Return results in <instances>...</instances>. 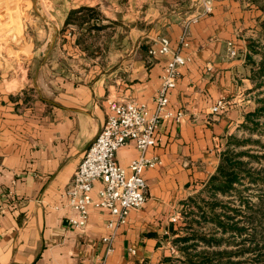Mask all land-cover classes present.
Instances as JSON below:
<instances>
[{"label": "crops", "instance_id": "obj_1", "mask_svg": "<svg viewBox=\"0 0 264 264\" xmlns=\"http://www.w3.org/2000/svg\"><path fill=\"white\" fill-rule=\"evenodd\" d=\"M197 1L145 0L135 5L132 17L103 15L109 24H135L122 49L113 48L114 34L109 43L98 42L99 50L107 48L97 53L106 56L110 79L102 74L73 77L63 67L48 79H37L42 70H51L35 65L33 43L31 51L21 52V60L0 51V264H187L185 244L177 239L192 231L186 227L188 214L196 212L190 200L205 197L203 189L229 137L237 135L246 113L263 96L257 93L248 58L262 59L250 49L253 41L257 49L264 43V9L256 2L214 0L213 11L190 24L189 46L182 47L189 60L180 68L169 103L184 115L159 125L158 142L147 155L158 156L162 164L145 170L148 200L132 208L127 223L117 229L112 253L106 256L102 243L110 211L92 208L86 227L74 228L63 194L103 126L110 100L135 99L155 109L168 57L152 56L149 49L160 36L180 47L186 20L201 5ZM80 6L100 12L104 7L99 2ZM135 8L130 4L126 11ZM26 41L29 49V37ZM230 43L236 55L230 54ZM48 54L42 50L37 56L45 62ZM21 62L25 73L21 70L20 78ZM29 77L41 84L42 89L38 85L34 90L41 95L30 92L36 79ZM13 81L19 84L16 88ZM222 97L232 105L212 113ZM139 154L131 140L117 151L116 160L127 167ZM94 186L96 196L101 182Z\"/></svg>", "mask_w": 264, "mask_h": 264}, {"label": "rangeland", "instance_id": "obj_2", "mask_svg": "<svg viewBox=\"0 0 264 264\" xmlns=\"http://www.w3.org/2000/svg\"><path fill=\"white\" fill-rule=\"evenodd\" d=\"M142 1L145 0H0V51H5L11 57L21 60V52L31 51L33 43L34 51H36L34 60L35 65L45 64L44 66L48 65L51 70L50 72L42 70L38 73L39 76L37 79L39 77L48 79L49 75L59 67H63L65 69L64 72L73 77H83V75L86 74L99 76L102 74L104 76L103 78L110 79V76L113 77V75L106 71L108 70L106 56L97 53V51L107 50V48L104 47L103 50H99V43L106 44L109 38L114 34L115 42L113 48L115 50L122 49L124 45L122 42L123 38L129 34L128 31H130L135 24L133 22H128V20H126L127 22L125 23L116 22L114 24H109V22L105 21L106 19H103V15L109 14L119 19L123 16H127V18L132 17L137 10L135 5L137 3L139 4V2L142 3ZM187 1L189 0H184L186 3ZM98 2L104 6L101 8L102 12L96 10L83 11L77 13L75 16L70 15L72 10L83 7L80 5H93ZM194 3H196V0H194ZM262 3H264V0ZM130 4L135 8V11L133 9L126 11V9L130 7ZM188 4H190V2H188ZM164 6H167V4L164 3ZM194 8L200 11L202 9V4H196ZM262 27L264 28V25H262ZM28 37L30 42L29 49L27 48L26 41ZM258 47L264 49V43L262 44L259 42ZM42 50L49 51L45 62L39 60L37 56L38 51ZM117 59L118 58L115 56V63H117ZM108 61L112 63L111 58ZM20 64L21 69L19 76L21 78V70H23V73H25V71L23 62ZM32 74L34 75V73ZM116 74L117 73H115V75ZM29 78L31 80L33 79V81L36 79V77ZM115 78H117V76ZM37 79L35 83L31 84L29 87L31 89L30 92L35 96L42 94V92L38 93V91H34L39 90L38 85H40L39 87L42 89ZM256 79L258 83L263 81V84L258 87L259 90L257 93L264 96V78ZM13 82L14 84L12 85L16 88L19 84H17L16 81ZM262 121H264V118H262ZM262 131L263 133L261 134L259 132H254L252 138L254 140L260 139L261 143L264 144V125ZM236 136L242 139L247 138L250 136V132L241 125ZM229 138H231V136ZM253 147L259 149L258 153H263L262 150H264V147L262 148L260 144H254ZM253 152H257V150H253ZM262 162H264V158L261 162H258L257 159H253V164L256 166H260ZM245 181L248 182V179ZM246 186L250 188L242 194L235 193L231 196L220 195L221 199L228 202L230 201V205L238 209V212L241 213L236 218L238 221L246 219V216H249L252 211L244 204V200H249L254 209L257 208L260 201V187L257 188L255 184L252 185L250 183H247ZM204 195L206 198H210L209 192L206 191ZM197 202L204 205L200 197L197 198ZM190 203L194 205L196 212L188 214L189 218L186 227H191L193 231L195 229L200 233L205 232L209 235L213 233L216 229L215 224L210 221H204L197 205L194 202ZM218 209L220 210V207H218ZM235 212L230 211L229 213L234 215ZM195 219L201 222L198 223ZM262 222L264 223V217ZM240 225H242V223ZM261 225L258 226V235L254 241L248 233L243 236L231 233H217L218 236L223 238L220 248L233 252L230 258L235 264H264V249L260 251L256 247V245L259 244V248L264 246V224ZM242 251L245 252L242 253Z\"/></svg>", "mask_w": 264, "mask_h": 264}, {"label": "built area", "instance_id": "obj_3", "mask_svg": "<svg viewBox=\"0 0 264 264\" xmlns=\"http://www.w3.org/2000/svg\"><path fill=\"white\" fill-rule=\"evenodd\" d=\"M200 2L202 9L186 20L180 47L174 48L167 36H160L149 49L152 56L168 57L155 97V109L152 110L146 103L135 99L110 100L106 120L78 165L72 183L63 194L72 210L68 221L74 228L86 227L92 208L110 211L111 218L106 224L108 232L102 237V243L106 245V256L113 252L117 229L127 223L131 209L142 207L148 200V184L144 172L162 164L158 156L147 155V150L158 142L156 132L159 125L169 118L181 120L184 115L183 111L170 109V93L177 85L180 68L189 60L183 54L182 47L189 46L190 24L214 9V0ZM230 54H237L233 43H230ZM232 103L230 99L219 98L211 111L219 113L227 110ZM131 140L135 141L140 154L129 166L124 167L117 162L116 153ZM97 181L101 182V186L94 196Z\"/></svg>", "mask_w": 264, "mask_h": 264}, {"label": "trees", "instance_id": "obj_4", "mask_svg": "<svg viewBox=\"0 0 264 264\" xmlns=\"http://www.w3.org/2000/svg\"><path fill=\"white\" fill-rule=\"evenodd\" d=\"M252 1L264 9L263 0ZM95 10L93 7L83 6L72 10L70 15L75 16L77 13L83 11ZM257 45L254 41L251 42L250 49L253 52H260L262 54L261 61L256 62L251 55L248 58H250V62L254 66V77L262 79L264 78V49H257ZM256 66L257 68L255 69ZM262 84L263 81L258 83V87ZM262 118H264V96L259 97L257 99V107L245 115V121L242 126L249 130L250 136L242 139L236 135H231L227 148L222 151L217 170L209 178L203 189V192L207 191L210 193V198L206 199L201 195L197 196V198L200 197L204 205L197 202V198H191L190 202H194L197 205L204 221L214 223L216 229L210 235L205 232L200 233L194 229V231L192 230L190 233L177 239V241H182L185 244L182 249L187 254V264H235L230 258L233 252L220 248L223 238L218 236L217 233H231L240 236L248 233L254 241L258 235V226L264 224L262 222L264 217V162L260 166L253 164V159L261 162L264 158V150H262L263 153H258L259 149H255L253 147L254 144H260L262 148L264 144L261 143L260 139L254 140L252 138L254 132L263 133L264 121H262ZM253 150H257V152H253ZM246 179H248V182L245 181ZM247 183L255 184L257 188L260 187V201L257 208L254 209L249 200H244V204L252 211L249 216H246V219L238 221L236 218L241 213L230 205V201L221 199L220 195L231 196L235 193L242 194L250 188V185L246 186ZM218 207H220V210ZM230 211L236 212L234 215H231ZM195 221L201 222L197 219ZM241 223L242 225H240ZM259 245H256V247L260 251L263 250L264 246L259 248Z\"/></svg>", "mask_w": 264, "mask_h": 264}]
</instances>
